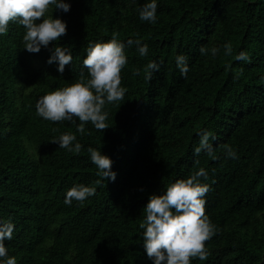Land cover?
I'll return each mask as SVG.
<instances>
[{
	"label": "trees",
	"instance_id": "obj_1",
	"mask_svg": "<svg viewBox=\"0 0 264 264\" xmlns=\"http://www.w3.org/2000/svg\"><path fill=\"white\" fill-rule=\"evenodd\" d=\"M68 2L69 11L52 12L66 21V34L38 52L23 48L17 22L0 35V218L15 225L8 254L17 264H152L139 228L143 206L203 167L205 214L217 231L205 241L207 258L191 264H264V0H158L155 23L139 19L146 0ZM114 32L122 41L141 39L149 51L141 57L135 45L125 48L120 76L127 92L123 102L105 105L109 126L100 131L89 122L82 135L74 123L38 116L37 98L82 71L87 79L89 42ZM56 44L73 56L63 73L47 62ZM202 46L220 50L213 57L201 54ZM241 50L249 60L234 58ZM178 54L187 56L186 76L175 66ZM153 59L159 71L145 80ZM201 129L215 135L218 159L193 153ZM65 132L82 144L79 154L51 141ZM225 144L236 159L224 157ZM89 147L111 158L115 180L97 176ZM77 184L95 194L65 204Z\"/></svg>",
	"mask_w": 264,
	"mask_h": 264
},
{
	"label": "clouds",
	"instance_id": "obj_2",
	"mask_svg": "<svg viewBox=\"0 0 264 264\" xmlns=\"http://www.w3.org/2000/svg\"><path fill=\"white\" fill-rule=\"evenodd\" d=\"M158 0H146L138 8L141 21L155 23L157 19ZM67 12L70 9L68 0H0V35L8 31L10 21L17 22L25 29L23 34V48L29 52H38L47 47L50 42L57 41L66 34V21L59 16H53V9ZM118 33H113L108 40L89 42L83 67L87 69L88 78L83 71L80 79L64 87L57 88L39 96L35 103L38 116L43 119L68 121L76 124V131L85 134L86 124L91 123L97 130H103L108 112L106 104L123 102L127 88L121 86V69L127 64L126 47L135 45L141 57L148 54L147 43L141 39L129 38L127 41L118 39ZM216 46L200 47L201 54H211L213 57L219 52ZM225 56L233 54L230 42L223 44ZM236 60H249L247 52L241 50L235 54ZM73 56L69 48L56 44L51 50L47 62H55L57 71L63 73L65 65L72 62ZM175 66L181 76L189 71L188 59L184 54L175 57ZM230 68V64L225 65ZM160 64L156 60H149L144 66V79L150 80L154 72L159 71ZM139 75L140 70L135 69ZM77 120L79 123H77ZM197 136L198 143L193 147V153L199 155L205 152L212 159H218L213 143L215 135L207 129H201ZM58 147L69 152L79 154L82 144L76 135L70 132L61 133L51 140ZM223 155L226 159H236L237 152L231 145L225 144ZM89 159L96 166V174L102 180H115L116 173L112 170V160L102 153L99 148L87 149ZM203 178V180L201 179ZM208 172L200 167L186 178L175 179L159 194L153 193L143 206V219L139 224L142 229L143 248L152 264H191L193 258L205 260L208 251L205 241L209 240L217 231L216 226L205 214V195L209 191ZM97 184L100 180L96 181ZM96 188L83 184L70 187L64 195V203L71 205L73 200L84 201L95 194ZM15 225L11 218H0V264H17L15 256L8 254L6 240H11Z\"/></svg>",
	"mask_w": 264,
	"mask_h": 264
}]
</instances>
